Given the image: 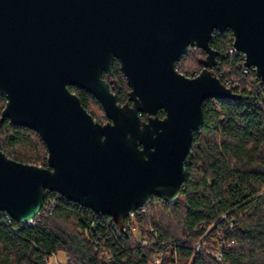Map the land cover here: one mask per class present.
<instances>
[{
  "label": "water",
  "instance_id": "1",
  "mask_svg": "<svg viewBox=\"0 0 264 264\" xmlns=\"http://www.w3.org/2000/svg\"><path fill=\"white\" fill-rule=\"evenodd\" d=\"M226 30L264 85V0H0V122L34 131L47 149L46 167L0 150V212L25 226L55 192L123 227L151 197L172 203L203 101L241 99L211 71L214 32ZM190 48L206 55L194 77L175 68ZM115 60L131 105L101 79ZM68 86L91 93L107 122Z\"/></svg>",
  "mask_w": 264,
  "mask_h": 264
},
{
  "label": "trees",
  "instance_id": "2",
  "mask_svg": "<svg viewBox=\"0 0 264 264\" xmlns=\"http://www.w3.org/2000/svg\"><path fill=\"white\" fill-rule=\"evenodd\" d=\"M210 46L218 52L212 74L241 99L203 101L179 196L172 203L151 197L120 227L46 192L47 209L32 225L9 223L0 213V264H47L60 254L59 264H154L156 257L159 264H264V85L255 70L243 71L242 53L229 52L230 30L214 33ZM205 56L190 48L175 67L194 77ZM81 101L86 108L88 97ZM5 103L0 96V117ZM0 150L19 163L47 166L39 135L8 119L0 122Z\"/></svg>",
  "mask_w": 264,
  "mask_h": 264
},
{
  "label": "flooded vegetation",
  "instance_id": "3",
  "mask_svg": "<svg viewBox=\"0 0 264 264\" xmlns=\"http://www.w3.org/2000/svg\"><path fill=\"white\" fill-rule=\"evenodd\" d=\"M115 64H118V71H119V74H116L117 73V70L114 68ZM176 68V67H175ZM177 70V69H176ZM180 73V72H179ZM181 74V73H180ZM120 76H122L123 79L119 78ZM101 79H103L110 87V90L111 92L114 94L115 98H116V102L120 105H123L125 104L126 102H128L129 105H131V101H128V93L130 91V87L127 85V82L125 80V77L123 76L121 70H120V65L118 63L117 60H115L113 66H112V69H111V74L108 75L107 73L103 72L101 74ZM120 85V87L118 86ZM126 88V90H125ZM68 89L70 90V92L74 95H76L78 97V99L81 101V97L85 98V96L88 97V104H87V107L85 108L83 105V108L93 117V114L92 112H90L89 110V105L90 104H95L97 105L98 107H100V109L102 110L99 102L97 101L96 98L93 97V95L89 92H87L86 90H83V89H80V88H77V87H74V86H68ZM124 93V94H122ZM126 96V99L123 101V102H118V100H121L122 96ZM82 104V103H81ZM88 108V109H87ZM103 112V110H102ZM103 115H104V112H103ZM140 120L143 122H145L147 120V114L146 113H141L140 115ZM144 116V118H143ZM165 116V113L163 112V110H159L158 111V117L160 119H163ZM105 117V115H104ZM94 118V117H93ZM105 122H107V118L105 117ZM104 122V123H105ZM103 124V123H102Z\"/></svg>",
  "mask_w": 264,
  "mask_h": 264
},
{
  "label": "built area",
  "instance_id": "4",
  "mask_svg": "<svg viewBox=\"0 0 264 264\" xmlns=\"http://www.w3.org/2000/svg\"><path fill=\"white\" fill-rule=\"evenodd\" d=\"M214 33H218V32H214ZM218 34H220V33H218ZM214 36V35H213ZM229 52L230 53H236V52H238V51H236L235 50V48L233 47L232 49H230L229 50ZM242 55H243V57H244V54L242 53ZM253 70H255L253 67H251ZM247 69H249V68H246V67H244V69H243V71L244 72H247L248 70ZM226 86H228V87H230L231 88V86L228 84V82H225L224 83ZM66 200V199H65ZM67 201V200H66ZM51 202V201H50ZM53 202V201H52ZM52 202L51 203H49V205H52ZM44 208V209H43ZM47 209V207H45V205L43 204V207H42V210H41V212L40 213H42L43 211H45ZM0 213H2V214H4L5 215V217H7L8 219H7V221L9 222V223H11V221L13 220L12 218H10L6 213H4V212H0ZM39 213V214H40ZM38 214V215H39ZM134 214V213H133ZM132 214V215H133ZM37 215V216H38ZM131 215V216H132ZM36 216V217H37ZM130 216V217H131ZM35 217V218H36ZM130 217H128L127 219H129ZM34 218V219H35ZM34 219L33 220H31L27 225H32V224H34ZM22 226V225H21ZM46 261H47V264H59L58 263V258L56 257V255H53V256H51L50 258H48V259H46ZM159 261H160V258L159 257H156V259L154 260V264H159Z\"/></svg>",
  "mask_w": 264,
  "mask_h": 264
},
{
  "label": "rangeland",
  "instance_id": "5",
  "mask_svg": "<svg viewBox=\"0 0 264 264\" xmlns=\"http://www.w3.org/2000/svg\"><path fill=\"white\" fill-rule=\"evenodd\" d=\"M89 110H90V112H92V114H93V117H95V120L96 121H98V122H100V123H104L105 122V117H104V115H103V112H102V110L100 109V107H98L97 105H95V104H90L89 105ZM58 258H59V260L60 261H64V257H63V255H59L58 256Z\"/></svg>",
  "mask_w": 264,
  "mask_h": 264
}]
</instances>
